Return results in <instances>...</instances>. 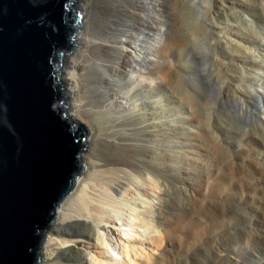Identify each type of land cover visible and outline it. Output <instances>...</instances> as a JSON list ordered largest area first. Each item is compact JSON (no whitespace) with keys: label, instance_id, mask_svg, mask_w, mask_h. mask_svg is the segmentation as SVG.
Returning a JSON list of instances; mask_svg holds the SVG:
<instances>
[{"label":"bare ground","instance_id":"6f19581e","mask_svg":"<svg viewBox=\"0 0 264 264\" xmlns=\"http://www.w3.org/2000/svg\"><path fill=\"white\" fill-rule=\"evenodd\" d=\"M77 6L81 50L64 58L60 79L70 116L83 112L93 122L87 170L57 210L41 264H169L173 236L198 244L177 264H264V245L251 247L256 237L264 243V0H79ZM139 33L159 44L152 53L137 43ZM205 59L232 104L211 119L189 88L207 71ZM248 122L250 130L234 126ZM200 129L229 152L214 184L217 197L207 203L198 194L208 188L194 189L204 187L206 176L191 172ZM98 144L117 158L101 159ZM171 188L195 206L172 213ZM173 215L180 217L177 231ZM190 221L201 238L182 228Z\"/></svg>","mask_w":264,"mask_h":264},{"label":"water","instance_id":"95a60500","mask_svg":"<svg viewBox=\"0 0 264 264\" xmlns=\"http://www.w3.org/2000/svg\"><path fill=\"white\" fill-rule=\"evenodd\" d=\"M78 0H0V264H41L57 210L85 170L88 128L61 81Z\"/></svg>","mask_w":264,"mask_h":264},{"label":"rangeland","instance_id":"374dc122","mask_svg":"<svg viewBox=\"0 0 264 264\" xmlns=\"http://www.w3.org/2000/svg\"><path fill=\"white\" fill-rule=\"evenodd\" d=\"M79 2V0H78ZM77 2V4H78ZM146 2V1H145ZM149 5V2H146ZM78 11L80 12V14L82 15L83 18V12L78 8V6L76 5ZM149 15L150 16H154V12H152L151 10H149ZM85 15V14H84ZM167 15L163 14L164 18ZM82 31V30H81ZM80 34V33H79ZM146 41V42H145ZM137 43L139 45H141L146 51L151 52L153 50V46L154 45H159L158 43L153 42H147V40L145 39V37L142 34H138L137 35ZM81 50V48L78 46V48L71 52L70 54L66 55L65 57H74L76 55H78L79 51ZM132 50V49H131ZM64 64V62H63ZM204 64L206 65L207 71L203 74L197 77L198 80H194V83H192L189 88L194 91V95L193 98L196 100V104H201L200 106H202L205 109V114L207 116L210 117L211 119V115L213 113H215L216 111L221 112V111H225V109L227 108H231L232 104L231 102H224V97H223V93H222V89H221V84H222V80H213L212 76H211V62L209 61V59H205L204 60ZM62 74V72H61ZM61 78V76H60ZM192 98V99H193ZM193 99L192 103L195 104V100ZM198 102V103H197ZM195 104V105H196ZM234 109H239V107H235ZM68 114H71V111L69 109V107L67 108ZM74 118V117H73ZM223 118V117H222ZM74 119L82 122L87 128L88 130H90L93 126V122L91 120V118L86 114L81 112L79 114V116L75 117ZM209 119V120H210ZM228 123H227V122ZM223 123H226L228 126L232 125V121L226 120ZM215 124V122H213ZM235 128H237L239 131H244V130H250L253 128V125L251 122H248L247 125H234ZM216 130L218 132L221 133L220 128L216 127ZM226 128H230L227 127ZM200 135L197 136L196 140L198 143L196 147V150L200 151L199 152V156L195 155L196 157H199L198 159V165H194L196 166L194 169L191 170L192 173H198V175H205L206 176V181L204 182V187H200L197 188L198 186H195L194 189H196L197 192H199L198 190L202 189V188H208V192L203 193V189L202 192L198 194V197L200 198L201 201L207 203V201H209L210 199H214L215 197H217V192H216V186L214 187V184L218 183L221 180V175L220 172L222 171V169L226 166L229 165V152L224 150L223 147H219L217 145H215V142L210 141L211 138L208 135V130L207 129H200ZM89 137V136H88ZM87 137V139H88ZM89 143L88 146L86 148V153L85 155H82V158H84L85 156H87L88 151H89ZM94 153H97L98 156H101V159H104L108 162H113V159L117 158L116 156L113 155V150L109 149V148H101V144H98L95 148ZM128 159L127 157L124 158V160ZM119 160H116V162ZM85 164V162H84ZM85 171L87 170V166L85 164ZM85 173V172H84ZM82 177V176H81ZM177 182H179V180H175ZM189 183H192V181H188ZM203 186V185H202ZM172 192V196L170 195V198L175 199V211H171L174 214L180 213V211L182 209H184V206H189L191 209L195 206L194 202H190V200H185L183 198V195L180 191H178L177 189H169ZM222 193V190H221ZM177 212V213H176ZM169 218H171V216L169 215ZM179 216L177 215H173V226H171L173 229V231H177L178 229V225L176 226V222L179 221ZM198 226L195 225V222H189L187 225L183 223L182 228H186L189 229L188 231L190 232L189 234L194 236L196 239L197 238H201V236H199V231L196 229ZM231 240H223V242H228ZM258 242L259 244V250H261V246L264 245L263 241L259 238L256 237L255 239L251 240V247L257 250L258 247ZM198 245V244H197ZM196 245V246H197ZM196 246H194V243H192V245H190L186 240L179 238H175V236H173L171 238V244L168 247L169 249L166 251L165 253V259L169 264H177L176 261L177 260H183L186 258L187 254H194V252L196 251L195 249L197 248ZM236 247H238V245H235ZM235 246L232 245L230 247L231 251L235 250ZM239 250L242 251V249L240 248ZM246 252V251H243ZM262 256H264L262 254ZM245 259H250L248 255L244 256ZM262 261H264V258L262 259Z\"/></svg>","mask_w":264,"mask_h":264}]
</instances>
